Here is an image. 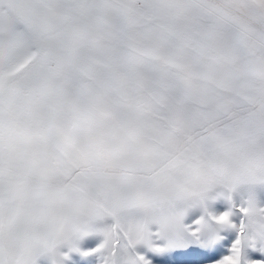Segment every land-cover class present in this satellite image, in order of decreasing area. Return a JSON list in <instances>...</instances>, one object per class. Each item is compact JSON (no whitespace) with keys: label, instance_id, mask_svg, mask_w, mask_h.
I'll return each mask as SVG.
<instances>
[{"label":"snow or ice","instance_id":"1","mask_svg":"<svg viewBox=\"0 0 264 264\" xmlns=\"http://www.w3.org/2000/svg\"><path fill=\"white\" fill-rule=\"evenodd\" d=\"M90 233L264 264V0H0V264Z\"/></svg>","mask_w":264,"mask_h":264},{"label":"rangeland","instance_id":"2","mask_svg":"<svg viewBox=\"0 0 264 264\" xmlns=\"http://www.w3.org/2000/svg\"><path fill=\"white\" fill-rule=\"evenodd\" d=\"M101 240L102 236L98 233H90L84 236L78 242L80 251L70 252V258H66L64 264H101L100 258L97 255H85L90 249L96 248ZM59 251L61 253H68V246L66 244L60 245ZM188 255H203V253L198 249H192ZM180 256L181 254L156 256L154 257L155 264H171V261L180 258ZM247 256L251 260H264V253L258 250L248 249ZM35 264H52L51 256L43 253L36 257Z\"/></svg>","mask_w":264,"mask_h":264}]
</instances>
